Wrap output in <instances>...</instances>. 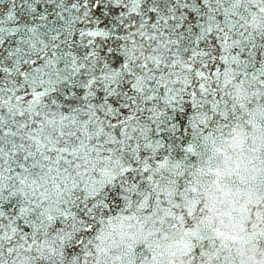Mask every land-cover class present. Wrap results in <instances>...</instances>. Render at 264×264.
<instances>
[{
  "label": "snow or ice",
  "instance_id": "6c2138e0",
  "mask_svg": "<svg viewBox=\"0 0 264 264\" xmlns=\"http://www.w3.org/2000/svg\"><path fill=\"white\" fill-rule=\"evenodd\" d=\"M0 264H264V0H0Z\"/></svg>",
  "mask_w": 264,
  "mask_h": 264
}]
</instances>
